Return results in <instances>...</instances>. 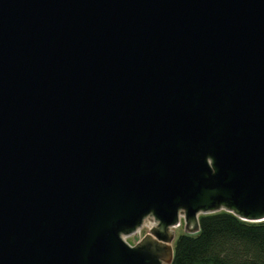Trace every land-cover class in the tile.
Returning <instances> with one entry per match:
<instances>
[{"label":"water","instance_id":"95a60500","mask_svg":"<svg viewBox=\"0 0 264 264\" xmlns=\"http://www.w3.org/2000/svg\"><path fill=\"white\" fill-rule=\"evenodd\" d=\"M221 210L264 221V0H0V264H171Z\"/></svg>","mask_w":264,"mask_h":264},{"label":"trees","instance_id":"16d2710c","mask_svg":"<svg viewBox=\"0 0 264 264\" xmlns=\"http://www.w3.org/2000/svg\"><path fill=\"white\" fill-rule=\"evenodd\" d=\"M199 224V232L177 238L171 264H264V221L221 210L200 215Z\"/></svg>","mask_w":264,"mask_h":264},{"label":"built area","instance_id":"2783aa9c","mask_svg":"<svg viewBox=\"0 0 264 264\" xmlns=\"http://www.w3.org/2000/svg\"><path fill=\"white\" fill-rule=\"evenodd\" d=\"M157 222L155 221L154 218L152 217H149V218H146L143 222V224L137 228L132 234L128 235L125 237V239L127 240L129 237H135V238H138L139 237V240L142 239V233L144 232V230L148 229L150 231V229L156 224ZM128 241V240H127ZM129 242V241H128ZM130 244H132L130 242ZM133 245V244H132Z\"/></svg>","mask_w":264,"mask_h":264},{"label":"rangeland","instance_id":"374dc122","mask_svg":"<svg viewBox=\"0 0 264 264\" xmlns=\"http://www.w3.org/2000/svg\"><path fill=\"white\" fill-rule=\"evenodd\" d=\"M175 240H174V243L176 242V240H177V238L182 234V233H184V232H187L186 231V228H185V224H184V222L182 221L181 222V224L179 225V226H177V227H175ZM149 232V230L147 229H145L144 230V232L142 233L143 235H142V238L144 237V235L146 234V233H148ZM128 241H129V243L131 242L133 245H135L136 243H138L140 240H139V237L138 238H135V237H129L128 239H127Z\"/></svg>","mask_w":264,"mask_h":264}]
</instances>
